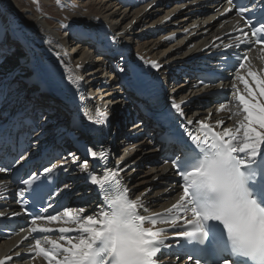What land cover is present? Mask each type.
Listing matches in <instances>:
<instances>
[{"label":"bare ground","instance_id":"6f19581e","mask_svg":"<svg viewBox=\"0 0 264 264\" xmlns=\"http://www.w3.org/2000/svg\"><path fill=\"white\" fill-rule=\"evenodd\" d=\"M215 1L59 0L58 3V0H0V100L2 88L8 90L7 96L13 101V106L24 99L25 104L33 98L40 101L43 92H50L56 99L72 100L75 106L69 108L68 105L67 108L74 113L75 119L79 116L85 121L94 135H99L102 127L89 116L96 117L97 110L106 112L112 118L110 135H116L112 146L118 153V160H122L117 166L122 170L121 177L131 195L140 198L150 213L160 211L173 201L168 198L167 186H164L163 173L167 166H147L150 157L134 151L137 147L150 145L148 139L132 143L125 140L129 133L125 129L129 116L127 111L121 112L126 110L120 100L122 89L131 85L132 65H137L145 75L157 77L159 71L152 62L158 66L168 64L169 70L164 68L165 71L160 72L171 81V72L176 73L183 60L199 53L208 44L211 47L216 43L215 38L227 32L229 25L226 22L228 16L221 15L220 5L212 4ZM209 8L214 9L213 13L209 14ZM181 13L185 16L179 18ZM127 31L133 32L131 39L127 38ZM171 39L175 41L167 46ZM126 44L133 50L127 56L111 59L103 51L110 49L116 52ZM93 50L100 55L91 60ZM128 58L132 61L128 62ZM92 61H96L93 67ZM252 71L262 74L261 68ZM69 77L82 79L73 83ZM246 78L256 90V100L264 103L255 82L248 75ZM170 81L168 86L172 83ZM240 83L238 80L237 84ZM86 84L89 89H86ZM199 87L194 86L193 81L175 84L173 90L177 89V92L174 97L192 101L201 91ZM240 88L247 96L243 83ZM114 96L117 97L115 101ZM194 104L186 106L189 115L204 112V109L194 108ZM238 110L239 105L231 106L232 117L225 128L238 126V121L243 118V115H233ZM56 112L57 115L62 113ZM216 118L217 115H213V120ZM55 122L51 127L55 126L59 131H78L73 122ZM79 135L83 141L91 144L95 141L92 137ZM145 153L156 156L152 146ZM143 167L146 170L141 177L130 175V171ZM6 251V246L0 247V258ZM32 264L46 263L36 259Z\"/></svg>","mask_w":264,"mask_h":264},{"label":"snow or ice","instance_id":"6c2138e0","mask_svg":"<svg viewBox=\"0 0 264 264\" xmlns=\"http://www.w3.org/2000/svg\"><path fill=\"white\" fill-rule=\"evenodd\" d=\"M227 3L229 7L225 11L231 12L234 7L233 0H227ZM237 12L243 16L246 9L240 7ZM258 24L259 26H255L251 20L245 21L248 31L239 29L238 31H240L242 38L237 37L239 42L235 45H227V47L239 48L241 45L245 47L253 44L264 45V22H258ZM249 32L251 36H249ZM247 60L248 55L246 52L237 57L238 70L234 79H238L243 83L248 95L240 94L235 84L231 88V91L235 94V101L240 106V110L233 112V115H243V118L238 121L236 128H226L223 132L214 131L205 121L200 120L198 121V128L186 133L197 152L195 154L189 153L183 161L172 158L173 169L183 181V194L171 208L163 213L151 216L141 214V210L147 212L148 209L140 198L131 199L129 197V189L123 185L120 178L122 170H105L102 176L90 175V183L96 185L104 193L105 208L107 210L102 209L98 214V218L94 215L82 217L81 213L84 209L73 211L65 207L62 212L58 211L56 215H44L43 213L47 212V208L39 210L33 215L31 220L33 225L31 233L57 231L61 235L58 240L45 236L43 243L41 239H36L34 245L30 246L29 253L43 256L48 264H157L158 254L173 247L178 248L182 237H190L200 233L207 235L204 225L209 219L207 217L203 218V220L201 219V214L192 206L190 197L189 177L200 169L190 168L188 161H191L194 157L206 154L217 146H221L237 161L238 167L246 168L262 155V148H264V103L256 100V90L249 85L248 79L239 73V69L246 68L245 62ZM152 66L159 67L156 62H152ZM247 75L255 82L260 97H264V74L254 72L249 68ZM69 79L73 80V83H77L82 77H76L75 79L69 77ZM172 107L177 113L183 115L180 103L173 102ZM226 109L231 111L226 103H221L218 111ZM89 119H95L96 123H103L107 119V113L97 110L96 117L89 116ZM217 123H223V121H217ZM192 124L193 121H187V125ZM90 155L95 159L104 160L107 154L102 149L99 152L93 151ZM77 159V157L73 156V163ZM81 167L87 169L88 162L84 161ZM54 169L55 165L51 168H44V172L51 174ZM5 171L7 169L0 168V172ZM36 178V176H33L30 180L23 181V183L28 185ZM2 191H4V188L0 184V192ZM20 195H24L23 190ZM24 203L27 204V201ZM117 204L138 219L141 228L134 239L112 244L108 241L107 234L111 227V213ZM51 207L52 205L49 204L48 208ZM24 211L27 213L28 208L25 207ZM245 212L247 216V238L244 242V248L251 255H241L232 249L231 251L233 257L242 258V260L252 264V259L255 256L264 258V208H259L255 201L249 200L246 204ZM189 213H191L190 218H188ZM3 215L4 213H0V216ZM13 215H19V213H14ZM216 220H225L227 223L224 216H217ZM37 221L60 222L66 225H75V227H60L53 230L42 227L37 224ZM181 221L182 223H180ZM146 223H150L152 226L168 224L171 230L176 232V235L168 237L164 235L168 229L145 227ZM69 233L75 235H67ZM169 239L176 240V243H167ZM45 244L50 245V247H45ZM17 255L19 256V253ZM12 259V256H6L0 259V264H9ZM188 259L190 261L193 260L191 256H188ZM195 264H199V261H195ZM222 264H230L229 259H224Z\"/></svg>","mask_w":264,"mask_h":264},{"label":"clouds","instance_id":"9594fccd","mask_svg":"<svg viewBox=\"0 0 264 264\" xmlns=\"http://www.w3.org/2000/svg\"><path fill=\"white\" fill-rule=\"evenodd\" d=\"M189 167L200 169L189 177V182L192 206L201 214V219L216 220L217 216H224L227 223L225 220L219 222L226 231L231 249L241 255H251L244 248L247 238L245 207L249 200L255 201L259 208L264 205L252 195L249 188L252 177L246 168L238 167L237 161L221 146L194 157ZM140 228L138 219L117 204L111 213L107 239L112 244L130 241ZM252 264H264V258L255 256Z\"/></svg>","mask_w":264,"mask_h":264},{"label":"rangeland","instance_id":"374dc122","mask_svg":"<svg viewBox=\"0 0 264 264\" xmlns=\"http://www.w3.org/2000/svg\"><path fill=\"white\" fill-rule=\"evenodd\" d=\"M171 5V4H170ZM170 5H168V7L170 6ZM208 7V6H207ZM210 10H209V14L212 12L213 13V11H214V9L213 8H209ZM185 16V13H181L180 15H179V18H182V17H184ZM215 19V18H214ZM126 34H127V38L128 39H131V35H132V37L134 36V34H133V32L131 33V31H127L126 32ZM156 34H158V33H156ZM175 40L174 39H171V40H169V42L167 43V46H169L171 43H173ZM69 50H71V49H68V51ZM77 50H79V49H77ZM76 50V51H77ZM92 50V49H91ZM75 51V52H76ZM74 52V53H75ZM95 51L93 50V52L91 53V55H90V57H91V60H93V58H95V57H97V56H99L100 54H95L94 53ZM74 53H72V55L74 54ZM93 57V58H92ZM93 63H92V66L91 67H93V65H94V63H96V61H92ZM84 76H86V74H84ZM33 82H35V80H33ZM115 83H117L118 84V81H116ZM34 85H36V84H34ZM170 88H169V90L170 91H172L173 90V88L175 87V84H173V83H171L170 85ZM86 89H89V87L87 86V84H86ZM37 88H39V87H37ZM176 92H177V89H174ZM175 92V93H176ZM175 93H170V95L173 97V98H175L174 96H175ZM176 96H178V95H176ZM116 98L117 97H115L114 96V101L116 100ZM95 99H97V98H95ZM100 100H101V98H99ZM116 103V102H115ZM117 104V103H116ZM192 110H193V108H192ZM186 111H188V110H186ZM126 125H128V126H126L125 127V129L126 130H129L130 128H131V124L129 125L128 124V122H127V124ZM119 126V125H118ZM129 132V131H128ZM126 140V139H125ZM145 147V146H144ZM143 147H139V149H138V147L137 148H135L134 149V151L135 152H137V153H141L142 155H145V156H149L150 157V160L154 157L153 155H151L150 153H145V149H142ZM148 149V148H147ZM146 149V150H147ZM138 150V151H137ZM116 154V153H115ZM117 156H118V153L116 154ZM118 158V157H117ZM147 166H150L149 164H147ZM145 168H146V166H145ZM144 167L143 168H138V169H134V171H130V175H133V176H136V177H141L143 174H144V170H146ZM141 175V176H140Z\"/></svg>","mask_w":264,"mask_h":264}]
</instances>
